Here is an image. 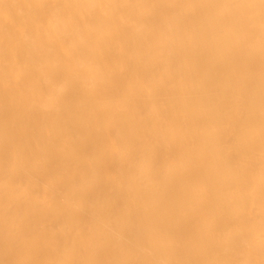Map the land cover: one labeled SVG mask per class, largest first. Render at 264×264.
Returning a JSON list of instances; mask_svg holds the SVG:
<instances>
[{"label":"bare ground","instance_id":"6f19581e","mask_svg":"<svg viewBox=\"0 0 264 264\" xmlns=\"http://www.w3.org/2000/svg\"><path fill=\"white\" fill-rule=\"evenodd\" d=\"M0 264H264V0H0Z\"/></svg>","mask_w":264,"mask_h":264}]
</instances>
